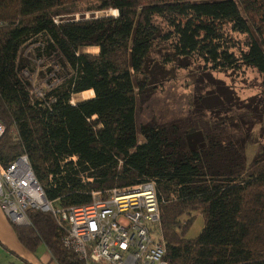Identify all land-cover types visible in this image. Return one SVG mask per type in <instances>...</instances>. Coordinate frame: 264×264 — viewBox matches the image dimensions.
Segmentation results:
<instances>
[{"label": "trees", "instance_id": "obj_1", "mask_svg": "<svg viewBox=\"0 0 264 264\" xmlns=\"http://www.w3.org/2000/svg\"><path fill=\"white\" fill-rule=\"evenodd\" d=\"M109 10L117 14L58 20ZM38 35L73 72L49 105L32 98L19 61L22 44ZM83 47L98 52L79 54ZM162 50L165 65L184 59L208 73L254 69L264 79V0H0V161L25 155L46 199L61 208L153 180L167 264H264V147L248 164L241 129L264 124V89L245 103L223 89L208 94L197 109L212 124H146L138 144L136 91L149 86V58ZM90 90L91 99L69 103ZM224 102L247 118L227 115ZM192 213L203 228L187 239L193 217H181ZM27 216L30 227L13 226L26 250L79 264L50 213Z\"/></svg>", "mask_w": 264, "mask_h": 264}, {"label": "built area", "instance_id": "obj_2", "mask_svg": "<svg viewBox=\"0 0 264 264\" xmlns=\"http://www.w3.org/2000/svg\"><path fill=\"white\" fill-rule=\"evenodd\" d=\"M68 160L75 163L76 157ZM90 195L87 205L55 206L46 199L25 155L9 164L0 161V211L12 226L30 227L28 211L47 212L64 233V249L79 264H167L153 180Z\"/></svg>", "mask_w": 264, "mask_h": 264}, {"label": "rangeland", "instance_id": "obj_3", "mask_svg": "<svg viewBox=\"0 0 264 264\" xmlns=\"http://www.w3.org/2000/svg\"><path fill=\"white\" fill-rule=\"evenodd\" d=\"M116 14L117 12L113 10L78 13L58 18V20L77 21ZM46 45L47 37L45 35L30 37L20 47L19 61L26 67L24 75L31 83L32 98L39 100L42 104L49 105L52 100V97H48L49 93L59 87L73 72L55 55L46 53ZM78 53L95 55L97 51L92 47H83L78 50ZM166 53L167 50L155 51L153 56H150V69L147 73L149 86L142 94H138L136 91L135 126L138 144L145 141L140 134V128L146 124L166 125L181 122L197 123L198 126L206 123L212 124V121L203 117L201 110L197 109L202 105L200 99L208 97V94L219 96L218 90L223 89L232 93L233 103L236 100L245 103L250 98L259 96L264 89V79L254 69L208 73L202 70L199 63L184 59H174L172 63L165 65L163 60ZM91 98V92L86 91L72 95L69 103L76 105ZM224 105L227 106V103L224 102ZM227 107L229 111L226 113L229 116H244L245 119L248 116L245 111L237 112L233 107ZM218 110L224 112L220 107ZM204 114L209 115L205 112ZM241 129L245 135V154L248 157L246 162H250L257 154L258 147H264V124L243 126ZM192 216L193 213L190 216H182L181 220L186 221ZM9 226L13 230V226L11 224ZM202 227V218H196L187 232V239L196 238ZM15 239L14 241H17L20 247L26 251ZM5 246L1 243L0 262L7 261L8 258L22 262L19 260L20 255L14 245L5 244Z\"/></svg>", "mask_w": 264, "mask_h": 264}, {"label": "crops", "instance_id": "obj_4", "mask_svg": "<svg viewBox=\"0 0 264 264\" xmlns=\"http://www.w3.org/2000/svg\"><path fill=\"white\" fill-rule=\"evenodd\" d=\"M92 48H95V47H92ZM247 158L248 157L246 156V159ZM246 161H248V160H246ZM250 162H247V163L249 164ZM193 216H192L194 218L193 222L196 220V218H201L199 213H193ZM9 224L10 223L7 221V219L5 218L3 213L0 211V246H1V243L4 246H5V244L14 245V248L16 249L18 254L20 255L19 260H21L22 262L8 258L7 261H1L0 264H56L55 262L52 263L51 257L45 248H39L37 250V252H35V253L30 252L31 254L27 252L28 250H26V251L23 250L20 247V245L17 243V241L16 242L14 241V239H15L14 231L10 228ZM202 228H201V230H202ZM186 235H187V233L185 234V238H187Z\"/></svg>", "mask_w": 264, "mask_h": 264}, {"label": "bare ground", "instance_id": "obj_5", "mask_svg": "<svg viewBox=\"0 0 264 264\" xmlns=\"http://www.w3.org/2000/svg\"><path fill=\"white\" fill-rule=\"evenodd\" d=\"M116 12V11H115ZM95 50L98 52V49L97 48H95ZM88 92H91V94H92V96H93V92L90 90V91H88Z\"/></svg>", "mask_w": 264, "mask_h": 264}]
</instances>
